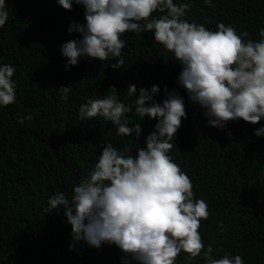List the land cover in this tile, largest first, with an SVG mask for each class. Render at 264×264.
<instances>
[{"label":"trees","instance_id":"trees-1","mask_svg":"<svg viewBox=\"0 0 264 264\" xmlns=\"http://www.w3.org/2000/svg\"><path fill=\"white\" fill-rule=\"evenodd\" d=\"M177 2L190 3L186 18L213 31L217 23L231 24L238 33L248 32L247 39L258 40L264 26V0H212V7L203 0ZM6 10L0 64L16 68L12 79L17 87L15 102L0 109V264H121L122 253L115 245L97 249L73 240L64 206L47 213L45 209L56 192L70 197L102 142L128 148L131 154L145 146L155 119L146 116L141 122L130 116L141 123L137 139L117 136L103 118L77 117L88 99L115 91L119 99H127L129 84L137 90L159 86L154 99L161 103L165 88L184 97L187 118L174 136L170 155L190 178L194 198L207 203L209 215L198 232L205 245L217 250L215 258L227 252L240 255L244 264H264V138L253 134L264 120L255 125L230 121L222 129L209 126L202 108L189 102L176 83L181 66L150 32L122 37L126 45L119 69L110 66L114 60L82 58L66 70L60 45L81 38L68 28L84 23L83 6L65 10L57 0H6ZM69 85L68 99L61 100L57 90ZM26 115L32 119L17 122ZM186 255L182 252L177 264H204Z\"/></svg>","mask_w":264,"mask_h":264},{"label":"clouds","instance_id":"clouds-1","mask_svg":"<svg viewBox=\"0 0 264 264\" xmlns=\"http://www.w3.org/2000/svg\"><path fill=\"white\" fill-rule=\"evenodd\" d=\"M57 3L65 10H71L73 4L84 9V23L74 22L68 28L81 38L60 45L66 70L82 58L114 60L110 66L119 69L126 45L122 37L150 32L154 42L181 66L176 83L189 102L202 108L209 126L222 129L230 121L255 125L264 120V26L258 30V40L247 39L248 32L238 33L231 24L217 23L213 31L189 21L186 13L192 5L177 0ZM203 3L213 6L212 0ZM7 19L6 0H0V27ZM15 72L12 64H0V109L16 100ZM70 91V85L57 90L61 100H67ZM160 91L157 85L137 90L135 84H129L125 100L115 91L80 104V121L103 118L115 127L117 136L140 137L141 123L132 122L130 116L141 122L146 116L155 119L154 130L134 154L102 142L98 157L73 185L70 197L54 193L45 213L64 206L73 240L97 249L115 245L122 253L121 264H177L182 252L187 260L199 258L204 264H244L240 255L227 252L215 258L217 250L211 243L205 245L198 232L209 215L207 203L194 198L190 178L170 155L174 136L187 118L185 99L176 90L165 88L166 98L157 102L154 97ZM31 119L26 115L17 117V122ZM253 134L264 138V125Z\"/></svg>","mask_w":264,"mask_h":264}]
</instances>
